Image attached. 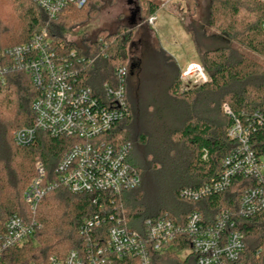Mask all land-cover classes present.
<instances>
[{
    "label": "trees",
    "instance_id": "trees-1",
    "mask_svg": "<svg viewBox=\"0 0 264 264\" xmlns=\"http://www.w3.org/2000/svg\"><path fill=\"white\" fill-rule=\"evenodd\" d=\"M142 1L145 7L139 6L138 23L68 41L66 32L84 25L115 0H87L83 8L67 7L55 19L32 0H0V53L28 43L45 30L63 55L75 51L84 60L81 81L96 93L106 83L115 87L116 69L126 68L128 117L104 139L115 146L130 145L128 162L141 179L139 187L119 195L102 194L96 204L94 195L72 194L58 187L47 193L32 214L23 192L36 175V160L43 163L52 182L72 142L38 132L35 144H15L14 133L34 125L37 92L26 74H7L0 80V232L14 216L35 219L42 229L29 244L6 250L2 264H46L51 257H64L88 242H106L112 216L124 217L128 229L144 232L146 220L167 216L184 224L198 212L213 223L222 210L234 214L236 229L244 235L243 263L264 264V214L250 218L239 214L241 196L258 186L257 180L236 177L227 190L197 202L183 197L185 190H199L217 181L223 160L236 147L228 137L233 119L224 107L244 122L255 112L264 113V3L207 0L203 5V0H182L190 22L181 23L208 79L181 92V67L148 24L160 4ZM250 144L261 158L264 126L252 131ZM98 214L107 221L83 237L82 223ZM173 245L172 250L151 251L150 264H196L190 240L179 238ZM113 264L141 262L126 259Z\"/></svg>",
    "mask_w": 264,
    "mask_h": 264
},
{
    "label": "built area",
    "instance_id": "built-area-1",
    "mask_svg": "<svg viewBox=\"0 0 264 264\" xmlns=\"http://www.w3.org/2000/svg\"><path fill=\"white\" fill-rule=\"evenodd\" d=\"M32 1L51 19L67 7L80 9L87 4V0ZM156 20L155 13L148 24L153 26ZM83 61L75 51L63 55L45 30L35 34L28 43L0 53V80L4 81L11 72H21L29 77L37 92L32 108L34 125L18 129L13 135L15 144L18 147L35 144L38 132L72 142L52 182L48 181L43 163L36 162V175L23 194L32 214L37 212L47 193L58 187L72 194L94 195L96 204L102 194L119 195L140 186V176L128 162L130 145L115 146L104 139L128 117L127 70L118 67L117 85L106 83L102 92L96 93L81 81ZM224 110L233 119L228 137L236 142V147L223 160L217 181L199 190H185L183 197L197 202L227 190L236 177L255 179L258 186L247 189L239 200V214L243 218L263 215L264 166L251 147L250 137L257 126H264V113L255 112L244 122L228 106ZM110 220L113 224L108 229L106 242H88L64 257H51L46 264H113L126 259L150 264L151 251L172 250L179 238L190 240L196 264H244L245 238L236 229L234 214L228 210H222L213 223L206 222L198 212L190 214L184 224H177L167 216L146 220L144 232L128 229L124 217L112 216ZM106 221L100 214L86 218L80 227L81 235L88 238ZM41 229L42 224L35 219L10 218L4 232H0V264L6 250L29 244Z\"/></svg>",
    "mask_w": 264,
    "mask_h": 264
},
{
    "label": "rangeland",
    "instance_id": "rangeland-1",
    "mask_svg": "<svg viewBox=\"0 0 264 264\" xmlns=\"http://www.w3.org/2000/svg\"><path fill=\"white\" fill-rule=\"evenodd\" d=\"M152 1L158 2L160 4V8H162L165 5L166 6L165 8H170L178 12L177 14L179 15V18L183 19L184 20L183 22H185L186 24L190 22V15L186 13V3L183 2L182 0H152ZM206 2L207 0H203V5H205ZM139 6L142 8L145 7V4L142 0H115L114 3L105 5L97 16L90 19L84 25L76 29H73L69 32H66V38L68 41H77L86 34L91 36L97 34L102 30L114 32L117 26L120 24L138 23L140 19ZM157 38L159 39V37ZM159 40L161 45H165L169 47L168 45H166L165 40L162 37ZM167 50L169 51V53L171 54L173 53V57H174L175 53L173 49L168 48ZM187 52L190 56L192 57L195 56V52L192 47H189V44H188ZM247 52L252 56L260 59L261 61L263 60L262 57H258L257 55L250 53L249 51ZM180 64L181 67H183L182 69L184 70L185 69V67L183 66L184 63L181 61ZM185 74L186 73H184V75ZM206 77L207 75L205 73L189 72L185 77H183V73H182L181 75L182 86L180 91L184 92L187 88L195 87L201 84L206 79ZM38 160H36V162ZM261 161L264 166V155L261 157ZM36 162H35V169H36ZM180 255L182 257H185L188 255V253H181Z\"/></svg>",
    "mask_w": 264,
    "mask_h": 264
},
{
    "label": "crops",
    "instance_id": "crops-1",
    "mask_svg": "<svg viewBox=\"0 0 264 264\" xmlns=\"http://www.w3.org/2000/svg\"><path fill=\"white\" fill-rule=\"evenodd\" d=\"M165 7L160 8L156 12L157 20L155 24L152 26V28L157 33L159 39L162 37L165 40L166 45L169 46L167 47L165 45H162L164 46L163 48L168 53H169V51L167 50L168 48L173 49L175 53L174 58L178 61L180 67H181L180 62L182 61L184 63L183 66L185 67V69L183 70L182 69L183 67H181L183 75L184 73L188 74L189 72L205 73L203 71L202 66L199 63L195 47L189 35L185 32V29L181 23L183 19L179 18V15L177 14L178 12L174 11L173 9L165 8ZM188 44L189 47H192L195 52V56L193 57L190 56L187 52ZM171 55L173 56V53ZM207 79L208 78L206 77L205 80Z\"/></svg>",
    "mask_w": 264,
    "mask_h": 264
}]
</instances>
